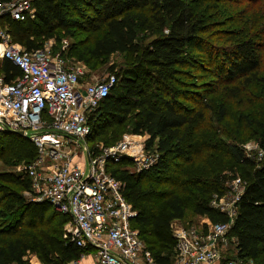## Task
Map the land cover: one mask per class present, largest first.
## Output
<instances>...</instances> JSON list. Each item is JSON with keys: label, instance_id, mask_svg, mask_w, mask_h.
Instances as JSON below:
<instances>
[{"label": "trees", "instance_id": "1", "mask_svg": "<svg viewBox=\"0 0 264 264\" xmlns=\"http://www.w3.org/2000/svg\"><path fill=\"white\" fill-rule=\"evenodd\" d=\"M224 2L246 3L250 15L224 31V44L215 48L209 40L223 25L206 16L204 4L217 12ZM33 6V20L0 23L24 51L53 40L54 52H61L62 41L70 40L61 55L87 67L116 53L129 59L125 69L114 73L115 85L97 108L88 138L110 148L124 135H140L145 151L156 156L138 173L129 172L124 159L107 165L135 212L131 228L154 260L172 262L171 223L182 220L188 209L211 224L228 223L210 201L238 178L243 191L228 236L236 240L238 259L264 264V159L255 163L242 150L251 140L264 147V0H36ZM202 58L206 63L198 64ZM190 64L197 72L208 70L214 81L209 98L187 110L175 99L174 86L177 77L187 76L178 67ZM19 75L10 61L0 62L4 82ZM253 91L257 97L241 102L235 129L228 131V104ZM212 121L225 122V131ZM36 158L29 139L0 132L3 165L30 164ZM29 187L26 176L0 173V264L78 260L82 250L63 239L68 218L47 203H26L22 194ZM32 206L38 209L29 213Z\"/></svg>", "mask_w": 264, "mask_h": 264}, {"label": "built area", "instance_id": "2", "mask_svg": "<svg viewBox=\"0 0 264 264\" xmlns=\"http://www.w3.org/2000/svg\"><path fill=\"white\" fill-rule=\"evenodd\" d=\"M35 1L0 2V23L33 20ZM52 44L48 40L40 49L24 51L0 24V62L8 60L20 72L11 82L0 77V132H22L37 151L34 162L20 167L30 181L24 194L68 218L63 239L82 254L65 264H159L131 228L135 212L123 196V183L107 168L124 159L141 172L156 156L145 151L140 135H126L98 155L78 144L90 135L91 120L116 77L112 74L82 84L84 64L71 63L61 55L68 42L63 40L56 54L50 52ZM242 150L255 163L264 159V147L257 143L247 142ZM227 190L222 196L214 195L210 206L224 214L228 223L211 224L204 217L203 224L176 229L174 258L169 264H254L236 257V240L228 236L243 183L235 178Z\"/></svg>", "mask_w": 264, "mask_h": 264}, {"label": "rangeland", "instance_id": "3", "mask_svg": "<svg viewBox=\"0 0 264 264\" xmlns=\"http://www.w3.org/2000/svg\"><path fill=\"white\" fill-rule=\"evenodd\" d=\"M236 1H242V0H236ZM218 5L220 7V10L217 12L209 11L208 9L209 4H204L205 8L203 10L206 16L211 17L210 20L213 21L215 25L218 23L223 25L221 26V28L218 27L217 29L213 30L215 34H213V37L210 38L209 40V42L212 43L211 46L215 48H219L222 46V44H224L225 40L222 34L224 31L234 30L235 29L234 27L238 22H241L243 19H245L247 16L250 15V12H247V8H245L244 6L246 5V3L238 5L234 3L227 4L224 2L223 4L218 3ZM261 14H264V11ZM84 37L86 36L85 35L81 36V38H84ZM67 42L69 44L73 41L68 40ZM144 43L146 44L147 41H145ZM53 46L54 44H52V48H50V52L52 54H56V52H54L53 50ZM212 55L214 57L215 53H213ZM69 61L71 63L77 62V61H74V59H69ZM200 63H206L204 58H202L201 62H198V64ZM128 64H129V59L127 57H125L122 54H117V53L113 54L105 62L96 61V62H93L89 67L84 65L83 66L84 72L80 78V82L82 84H87V83H94V82L102 81L108 75H112V74L114 75V73L116 72L117 73L121 72L123 69H125L128 66ZM111 67H113V72L110 71ZM196 67H197L196 65L194 67L192 64H190V66L186 68L178 67V69H181L182 71L187 72V76L180 75L179 77H177L176 81L179 83V85L174 86V89L177 92L174 95L175 99L178 101V103H180L182 107H184L187 110L194 109L195 107H197V105H200L199 104L200 100L209 98L210 89H211L210 87H212L211 84L214 81V78L212 77V75L209 73L208 70L197 72ZM258 91H253V92H250L249 94H244L240 100H237L239 101L240 104L236 102H231L228 104V112L230 116L232 117L231 120L229 121L226 120V123H227L226 128L228 129V131L229 130L233 131L235 129V126H234V122L236 119L235 115H237V111L241 109L242 105H244L241 102L242 101L250 102L255 97H257ZM211 125H213V127H216L218 129H222L225 131L224 129L225 122L217 124L215 122L213 123L212 121ZM124 136L122 137L120 141L124 139ZM129 136L131 135L129 134ZM221 141H226V139L222 138ZM249 142L256 143L255 141H252V140ZM78 144L81 146H84L89 152V154H94V155L100 154L101 149H106L102 147L99 138L91 140L90 138L87 137L84 141L83 140L78 141ZM21 165L22 164L17 165V166H7V165H3L0 161V173L3 175H12L14 177H17V176L22 177L23 175L20 173ZM128 171L138 173L136 172V168H134L131 165H128ZM24 193L22 195L24 197L25 202L30 205H33L35 202L32 201V198L30 196L25 195ZM37 209L38 208L32 206L29 208V213L30 211H33V210L35 211ZM48 212L49 213L52 212L51 207L48 209ZM204 220H205L204 217L195 216L192 214L191 210L188 209L185 212V216L182 220L172 221L171 223L172 237H173V232L176 229L180 228L181 226L185 227V226H191V225H196L200 223L203 224L202 222ZM134 230L138 232L137 229H134ZM34 262H35L34 264H39L36 260H34Z\"/></svg>", "mask_w": 264, "mask_h": 264}, {"label": "water", "instance_id": "4", "mask_svg": "<svg viewBox=\"0 0 264 264\" xmlns=\"http://www.w3.org/2000/svg\"><path fill=\"white\" fill-rule=\"evenodd\" d=\"M9 132H11V133H13V134H15V135H17L19 137H24V134L22 132H20V131H9Z\"/></svg>", "mask_w": 264, "mask_h": 264}]
</instances>
